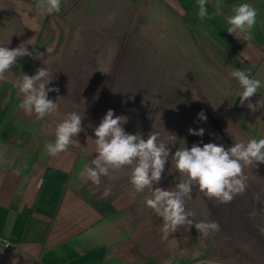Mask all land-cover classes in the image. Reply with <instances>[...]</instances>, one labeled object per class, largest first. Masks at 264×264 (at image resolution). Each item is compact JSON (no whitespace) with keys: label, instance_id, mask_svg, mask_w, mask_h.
<instances>
[{"label":"crops","instance_id":"1","mask_svg":"<svg viewBox=\"0 0 264 264\" xmlns=\"http://www.w3.org/2000/svg\"><path fill=\"white\" fill-rule=\"evenodd\" d=\"M151 1L155 5L153 10L162 6L198 23L236 69L259 79L258 90L263 91L264 107V0H222L221 14L204 20L197 15L198 0ZM144 2L62 0L59 13L40 15L35 8L36 0H23L24 8L19 7L18 0H0V45L10 49L26 45L33 53L31 57L18 59L17 65L0 81V264H203L207 261L213 246L208 242L209 235L198 233L195 222H209L208 212L201 207L196 210L192 201L184 197L186 211L194 214L188 217L193 224L179 226L163 239V217L145 204L157 187L176 191V182L168 172L164 170L160 181L153 182L143 192L135 191L128 173L123 174L121 169L117 178L107 184L105 178L99 186L84 182L80 173L85 164L94 167L91 161L96 158L90 133L82 147L80 132L73 137L77 143L55 157L49 156L44 146L54 141L55 126L65 114H80L82 123L88 120V114L54 92H49L48 98L58 103L59 109L51 116L38 120L35 115L26 116L17 107L23 97L15 82L24 74L33 75L44 67L43 61L49 57L47 44L102 42L101 37L106 34L93 30L94 22L109 26L111 20L93 19H121L127 12L144 10ZM216 2L208 0L210 15L216 11ZM242 3L257 9L256 24L247 40L227 31V17L233 14L234 6ZM89 53L83 56L91 57ZM71 56L79 58L80 54L72 52ZM49 87H54L50 81L46 84ZM260 129L263 135L257 132V139L264 138V121ZM257 168L256 164L247 165L244 173L247 187L264 201V176L262 184L257 185L251 174ZM106 188L110 194L104 197ZM194 194L196 197L202 194L198 186L194 187ZM243 195L234 197L243 202ZM210 236L214 241L217 233ZM4 240L11 242V249L3 247Z\"/></svg>","mask_w":264,"mask_h":264},{"label":"rangeland","instance_id":"2","mask_svg":"<svg viewBox=\"0 0 264 264\" xmlns=\"http://www.w3.org/2000/svg\"><path fill=\"white\" fill-rule=\"evenodd\" d=\"M151 3L145 0L144 10L127 12L121 19H93L111 20L109 26L94 22L93 30L106 34L102 42L47 44L49 57L43 66L58 89L54 93L88 114V120L82 123L81 147L90 133L97 156L94 129L112 109L114 115L126 117V133L139 134L144 139L151 133L159 134L158 142L170 149L164 170L177 185L183 179L172 160L177 149L209 142L228 148L257 139L258 133L263 135L262 129L258 131L264 121L263 91L258 90L242 105L239 95L243 89L230 76L236 68L217 50L205 30L178 11L164 10L162 6L153 10L155 5ZM88 51L92 56H83ZM72 52L80 57L71 56ZM202 110L206 121L198 119ZM189 128H203L204 135H190ZM170 135L176 136L174 142ZM256 165L258 168L251 174L261 185L264 163ZM121 170L130 177L132 166ZM118 172L120 169L109 168V175L115 179ZM104 178L106 184L114 181L102 175L100 181ZM195 186L198 185H193L189 198L192 206L196 210L201 207L208 212L209 222L220 225L214 241L208 237L213 250L208 251L203 264H264V201L247 185L243 202L234 197L229 203H219L203 193L196 197Z\"/></svg>","mask_w":264,"mask_h":264},{"label":"clouds","instance_id":"3","mask_svg":"<svg viewBox=\"0 0 264 264\" xmlns=\"http://www.w3.org/2000/svg\"><path fill=\"white\" fill-rule=\"evenodd\" d=\"M62 0H36L35 8L40 15H52L61 10ZM208 0H198L197 15L201 20L211 19L221 14L222 0H217L216 11L211 15L208 11ZM20 8L26 7L23 0H18ZM233 14L227 17L229 27L227 31L237 38L244 40L251 38V30L256 24L257 9L249 3L234 6ZM25 56H33L27 46L19 45L10 49L0 45V81L5 74L17 65V61ZM230 76L238 80L243 91L240 93V103L253 97L261 87V81L251 77L250 72L235 69ZM51 80L46 67L36 70L33 75L24 74L22 79L15 82L23 99L17 105L26 116L35 115L36 119H43L57 113L59 105L48 98L49 92H58L55 87L46 88ZM249 107L252 105L249 104ZM200 121H206L207 116L203 112L197 114ZM126 117L114 115L109 109L94 129L96 158L91 161L94 167L84 165L80 173L84 182L91 181L94 185H100V176L109 179L115 177L109 175V168L121 169L132 166L130 183L136 192H143L151 188L153 182H159L161 174L170 155V149L165 143L158 142L159 134L151 133L146 139L139 134H128L123 128ZM82 116L76 112L66 114L62 122L55 126L54 141L45 144V152L49 156H57L67 151L70 145L77 143L73 137L82 131ZM190 135L203 136L205 129L189 128ZM171 141L176 140L175 135H170ZM174 166L183 179L176 185V191L163 190L159 187L152 191V198L145 200L148 208L163 217L161 231L163 239L174 233L179 226H191L193 220L189 216L194 214L186 211L184 197L191 198L193 185L199 187V191L209 199H215L219 203H229L237 194H242L247 185V177L244 167L256 163H264V138H253L247 142L234 143L225 148L223 144L209 142L201 146L194 143L191 148L184 146L172 155ZM19 171V170H17ZM110 194L105 189L103 196ZM195 228L199 234L207 237L218 232L220 225L216 221L195 222Z\"/></svg>","mask_w":264,"mask_h":264},{"label":"built area","instance_id":"4","mask_svg":"<svg viewBox=\"0 0 264 264\" xmlns=\"http://www.w3.org/2000/svg\"><path fill=\"white\" fill-rule=\"evenodd\" d=\"M3 247L5 249H11L12 248V244H11V242L4 240L3 241Z\"/></svg>","mask_w":264,"mask_h":264}]
</instances>
